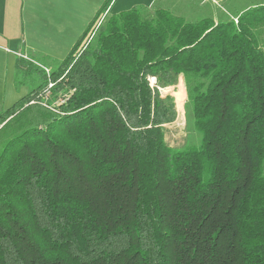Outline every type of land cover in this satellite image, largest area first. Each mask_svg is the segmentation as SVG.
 <instances>
[{
    "label": "trees",
    "instance_id": "16d2710c",
    "mask_svg": "<svg viewBox=\"0 0 264 264\" xmlns=\"http://www.w3.org/2000/svg\"><path fill=\"white\" fill-rule=\"evenodd\" d=\"M109 5L50 73L58 111L39 85L3 113L29 122L0 149V264H264V3ZM181 74L197 145L164 137Z\"/></svg>",
    "mask_w": 264,
    "mask_h": 264
},
{
    "label": "crops",
    "instance_id": "0c3cea01",
    "mask_svg": "<svg viewBox=\"0 0 264 264\" xmlns=\"http://www.w3.org/2000/svg\"><path fill=\"white\" fill-rule=\"evenodd\" d=\"M106 1L109 0H0V116L22 97L38 91V86L31 89L20 82L19 73L29 71L30 63L46 68L40 61H62ZM207 5L210 7L204 9ZM133 6L165 10L185 22L197 21L194 17L199 16L215 22L236 16L218 18L216 0H110L109 10L120 12ZM43 74L47 83L45 71ZM183 80L179 75L171 86L179 87ZM164 137L167 142L166 134Z\"/></svg>",
    "mask_w": 264,
    "mask_h": 264
},
{
    "label": "rangeland",
    "instance_id": "374dc122",
    "mask_svg": "<svg viewBox=\"0 0 264 264\" xmlns=\"http://www.w3.org/2000/svg\"><path fill=\"white\" fill-rule=\"evenodd\" d=\"M217 6H216V13L217 17L221 18L226 16L227 14H241L243 11H245L247 8L254 7L256 5H262L264 3V0H216ZM205 7V6H204ZM210 6H206L204 9L209 8ZM203 9V12H205ZM117 10V5L113 7V11ZM110 12V10H109ZM108 12V13H109ZM201 12V11H198ZM263 13V12H262ZM202 16L194 17L200 19ZM234 17V16H233ZM99 20L97 21V25L104 20V15L99 16ZM237 21V19H236ZM235 21V22H236ZM256 34H259L258 36L263 40L262 45L264 47V26H259L255 30ZM41 64L47 65L46 68L49 70V73L52 71L57 70V62L52 61H40ZM30 69L29 71L25 73H19L18 79L20 82L27 84L30 86L31 89L36 88L37 86L41 85L42 87L39 88V91L34 95L33 99H38L39 97H42V101L38 103H42V108H47L44 105V100L42 91L44 87L46 86V79L44 76V67H40V65H37L36 63H30L29 64ZM183 76V74H181ZM47 77V74H46ZM51 78V74H50ZM154 77H150V80L154 83L155 79ZM184 79V76H183ZM52 80V79H51ZM176 84V83H175ZM184 84V85H183ZM183 84H179V87H173V86H167L162 87L161 91L162 94H170L173 96L175 103H176V119L170 123L165 124L166 127V139L169 144L172 145H182L186 141L188 144L191 145H197L200 141V134L197 131H193L191 129V122L189 119V115L186 113L185 110V102H186V85H185V79L183 80ZM53 88V87H52ZM37 90V89H36ZM52 90V89H51ZM38 101V100H37ZM60 100L54 101L48 105L51 106V109H49L51 112H57L58 108L57 105H59ZM30 105V104H29ZM32 105V104H31ZM38 105V104H35ZM43 108V109H44ZM28 110V109H27ZM19 117L14 118L5 128H1L3 124L8 121L11 117H4L0 116V149L5 144V142L13 135H15L17 132H19L22 128L26 127L25 122H29L28 117L29 113L28 111H23L19 114ZM181 143V144H180Z\"/></svg>",
    "mask_w": 264,
    "mask_h": 264
},
{
    "label": "built area",
    "instance_id": "2783aa9c",
    "mask_svg": "<svg viewBox=\"0 0 264 264\" xmlns=\"http://www.w3.org/2000/svg\"><path fill=\"white\" fill-rule=\"evenodd\" d=\"M234 19V21H236V18H233ZM44 70H45V73L47 74V84H46V86L44 87V89H43V91H42V95H43V98L44 99H46V98H49V96H50V94H51V89H52V87H53V85H54V82L51 80V78H50V73H49V70L47 69V68H44ZM155 79V78H154ZM153 79V80H154ZM149 80H150V78H149ZM154 83H155V81H154ZM151 80H150V84L151 85H153L154 84ZM37 102V100H35V99H32V100H30L29 102H28V104H34V103H36ZM60 102H62V100L60 101ZM43 102H41V104H42ZM44 105L46 106V107H48L49 109H51V106L50 105H48L47 103H45L44 102Z\"/></svg>",
    "mask_w": 264,
    "mask_h": 264
}]
</instances>
